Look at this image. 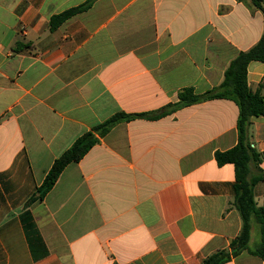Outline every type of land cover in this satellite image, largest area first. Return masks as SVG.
Listing matches in <instances>:
<instances>
[{
  "label": "crops",
  "instance_id": "obj_1",
  "mask_svg": "<svg viewBox=\"0 0 264 264\" xmlns=\"http://www.w3.org/2000/svg\"><path fill=\"white\" fill-rule=\"evenodd\" d=\"M86 1L0 0V264H201L229 250L242 229L235 168L215 158L238 142L228 99L115 125L31 198L94 126L219 86L261 39L263 12L250 0H95L51 30ZM247 79L264 96V62ZM250 135L264 156V115ZM254 192L264 207V180ZM260 241L253 223L250 249ZM225 264L264 260L244 251Z\"/></svg>",
  "mask_w": 264,
  "mask_h": 264
},
{
  "label": "trees",
  "instance_id": "obj_2",
  "mask_svg": "<svg viewBox=\"0 0 264 264\" xmlns=\"http://www.w3.org/2000/svg\"><path fill=\"white\" fill-rule=\"evenodd\" d=\"M94 1L87 0L80 6L53 16L50 21L51 30L57 29L74 15L90 9ZM250 2L264 15V0H250ZM22 46L21 44L17 45V49L19 50ZM253 61L264 62V33L256 45L247 51L240 52L231 61L219 86L202 94H197L192 87H186L179 92L176 103H170L157 111L146 113L118 112L105 122L82 134L54 161L43 183L38 187L36 195L31 200H43L57 183L65 168L69 164L83 159L115 125L134 119L157 120L190 105L214 99H228L239 108L238 142L229 150L217 151L215 158L219 166L234 165L236 184L232 204L240 213L242 229L231 242L229 250H219L206 257L201 264H225L244 251H249L264 260V207L257 205L254 192L256 184L264 180V170L261 167L264 156L252 146L250 135L253 120L264 115V96L260 89L253 91L248 85V67ZM253 223L258 224L261 230V241L254 250L249 247Z\"/></svg>",
  "mask_w": 264,
  "mask_h": 264
},
{
  "label": "rangeland",
  "instance_id": "obj_3",
  "mask_svg": "<svg viewBox=\"0 0 264 264\" xmlns=\"http://www.w3.org/2000/svg\"><path fill=\"white\" fill-rule=\"evenodd\" d=\"M257 229H258V228L255 229L254 237H255L257 234H258V235L260 234V233H259V229H258V230H257Z\"/></svg>",
  "mask_w": 264,
  "mask_h": 264
}]
</instances>
